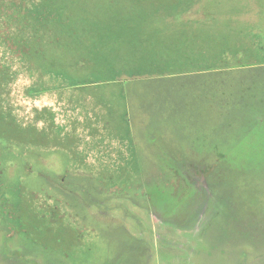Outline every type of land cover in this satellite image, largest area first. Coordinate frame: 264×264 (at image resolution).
Instances as JSON below:
<instances>
[{"label": "rangeland", "instance_id": "obj_1", "mask_svg": "<svg viewBox=\"0 0 264 264\" xmlns=\"http://www.w3.org/2000/svg\"><path fill=\"white\" fill-rule=\"evenodd\" d=\"M3 66L0 264H264V0H0Z\"/></svg>", "mask_w": 264, "mask_h": 264}, {"label": "trees", "instance_id": "obj_2", "mask_svg": "<svg viewBox=\"0 0 264 264\" xmlns=\"http://www.w3.org/2000/svg\"><path fill=\"white\" fill-rule=\"evenodd\" d=\"M11 76L12 75L9 74V70H7V66L0 67V134H8L11 137L18 139L19 141L28 139L36 140L37 138L35 139V137L33 139L31 138L32 134H34V130L27 132L24 128H21L20 124H18L16 119L13 117L8 107V96L10 93L8 87ZM39 92L41 91L37 90L34 87H30L27 89V93L30 95H35ZM261 123L262 120L259 121V124ZM146 161L147 164H142L139 162L137 163V169L141 174V180L144 184L141 185L148 193L157 191L164 194V190L168 192L170 189L167 188V186L165 187L167 180L165 179V177L167 178V176L165 174H160L159 172H157V170L160 169L157 164L160 163L150 159H146Z\"/></svg>", "mask_w": 264, "mask_h": 264}]
</instances>
